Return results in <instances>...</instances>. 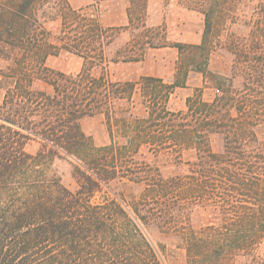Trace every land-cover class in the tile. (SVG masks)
Wrapping results in <instances>:
<instances>
[{"label": "trees", "instance_id": "16d2710c", "mask_svg": "<svg viewBox=\"0 0 264 264\" xmlns=\"http://www.w3.org/2000/svg\"><path fill=\"white\" fill-rule=\"evenodd\" d=\"M125 1L127 24L115 26L69 0H0V264H167L176 250L186 264H264V0H180L204 16L200 44L170 42L148 24L149 0ZM166 47L180 54L173 81L112 78L111 64ZM61 51L82 59L78 73L48 66ZM217 53L230 56L228 75L209 71ZM194 71L214 97L196 89L185 110L172 108ZM39 81L52 91L35 89ZM136 95L142 116L129 111ZM120 105L131 120H115ZM95 116L105 117L110 144L83 131ZM32 141L36 154L26 150ZM143 148L173 155L181 172L139 162ZM63 156L77 163V191L53 170ZM118 184L139 192L129 200ZM198 206L215 222L196 228Z\"/></svg>", "mask_w": 264, "mask_h": 264}, {"label": "rangeland", "instance_id": "374dc122", "mask_svg": "<svg viewBox=\"0 0 264 264\" xmlns=\"http://www.w3.org/2000/svg\"><path fill=\"white\" fill-rule=\"evenodd\" d=\"M75 9L88 8L92 13L100 16L106 25L123 26L127 24V7L125 0H69ZM148 24L150 26L162 27L166 30L168 40L172 43L200 44L204 32V16L202 13L192 10L180 0H149L148 3ZM242 4H251L243 1ZM253 6L247 5L249 11ZM49 30L56 35L60 28L58 20L48 25ZM235 26L234 29H238ZM130 38L129 33H123L110 49L112 54L115 49L122 46ZM55 41V39H54ZM180 59L179 51L173 47L160 49H150L143 61L137 63H118L111 64L110 73L115 81H137L142 76H155L163 78L167 82L174 80L176 67ZM47 64L50 68L64 73H78L82 68V59L65 51L51 56ZM231 69V58L227 54L217 53L211 57L209 71L216 74L228 75ZM34 88L50 92L52 87L44 82H36ZM196 89H202L206 100L214 97L215 90L211 85L205 83V76L202 73L194 71L190 74L186 87L177 88L171 97L170 105L176 110H185L186 101ZM128 106L120 105L114 116L117 118H126L131 120L127 114ZM129 111L134 116H142L144 109L139 104V97L136 95L133 107ZM116 124V122H115ZM114 141L123 145L126 139L117 132V126H114ZM83 131L90 136L98 146L111 143V134L107 121L104 116H95L86 118L82 121ZM260 138L264 139V130L260 132ZM41 148V144L32 141L26 146L27 152L36 154ZM193 152H185L183 160H192ZM136 160L145 161L158 166L165 175H173L181 172L179 166L175 163L174 156L169 154L155 155L143 148ZM77 165L75 160L67 157H59L54 160L53 170L60 177L64 186L72 191L79 188L78 182L74 176V168ZM114 191L124 194L130 200L139 192L138 188L132 184L125 186L118 184ZM99 197V196H98ZM215 212L212 208L196 207L192 215V223L196 228L206 226L215 222ZM264 253V246L260 250ZM167 264H186V258L183 251L176 250L171 252Z\"/></svg>", "mask_w": 264, "mask_h": 264}]
</instances>
